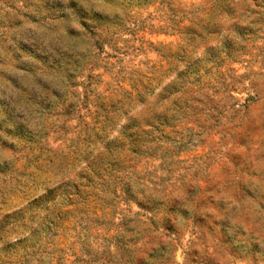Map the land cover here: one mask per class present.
<instances>
[{
  "label": "rangeland",
  "instance_id": "rangeland-1",
  "mask_svg": "<svg viewBox=\"0 0 264 264\" xmlns=\"http://www.w3.org/2000/svg\"><path fill=\"white\" fill-rule=\"evenodd\" d=\"M55 1L0 0V115L13 125L4 129L10 140L0 139V264L152 263L167 241L124 195L148 207L137 195L144 188L171 197L170 210L190 221L167 224L179 231L176 264H264V18L254 38L231 37L258 19L249 12L260 0L226 1V12L214 7L219 0H101L92 14L100 23L75 52L42 36L55 27L44 21L63 18ZM18 12L19 25L8 29L2 17ZM30 29L39 40L34 64L47 73L39 89L56 91L29 125L39 145L14 132L19 122L5 106L10 81H30L12 42ZM233 40L240 48L228 51L243 55L236 62H201L184 73L189 56L204 61ZM63 54L85 67L74 84L48 63ZM73 99L77 107L68 109ZM110 104L120 109L111 114L117 125L90 131L95 113L106 116L99 106ZM172 117L174 129L162 122Z\"/></svg>",
  "mask_w": 264,
  "mask_h": 264
},
{
  "label": "trees",
  "instance_id": "trees-1",
  "mask_svg": "<svg viewBox=\"0 0 264 264\" xmlns=\"http://www.w3.org/2000/svg\"><path fill=\"white\" fill-rule=\"evenodd\" d=\"M226 1L230 2L232 0H219L218 4H215L214 7L218 6V8H220L221 11L226 12V10H224V7L226 8L228 6V3L225 4ZM55 2L57 3V1H55ZM254 2H255L254 8L249 12V15L250 16L251 15H257L258 19H250L244 27H239L238 25L235 26V28L233 29V33L235 36L233 37L231 35V37L233 39H235V40L240 39L241 40L246 36L248 38H254L256 36V34L261 30L263 25L260 27L258 21L262 18L259 16V13H257L256 10H259L262 6H264V0H260L259 3H256V1H254ZM56 7L61 8L59 6V3H57ZM47 10L50 11V10H52V8L47 9ZM22 15H23V16H21L22 18L28 17V18L33 19V20L35 19V17H33L32 12H24V13L22 12ZM61 15L63 16V14H61ZM61 15L59 17H61ZM19 19H20L19 12L10 18H9V15L7 13L4 14V16L2 17V20H5L7 22V24H8L7 28L8 29H11V27H13V26L16 27L17 25H19L20 22H17V20H19ZM10 20H12V22ZM1 24H3V23H1ZM89 32L91 33V35L92 34L94 35V32L92 30H89ZM37 37L38 36L36 35V33H34V31L30 29L25 33L24 38H22L20 40L18 39V41H15V38H12V42L16 46L15 51H17V53L14 54L15 59L17 61L21 62L19 69H21L23 71V74L26 73L30 77H32L34 67H37L34 64V60L38 59V56H36V52H37L38 45H39V40ZM235 40L222 42L220 47L216 48V50L212 53L211 58H206L204 61L199 60L198 59L199 57L195 58V57L189 56L188 60H187V65H186V67H184V73H186L191 68L197 66L198 63H201V62L204 63L203 65H205V66L208 65V68H218V67L223 66L225 63L236 62V60H237L236 58L238 57V55L240 57L243 55L238 54L237 50L234 51L237 53H233V54H230V52L228 51V48L231 47L232 45H235V44H236L237 48H240V45H239L240 43L239 44L236 43ZM192 43H193L192 39H188V44H187L186 48L191 46L192 47L191 52L193 53L194 50L196 49V46L191 45ZM242 49H243V47H241V50ZM185 50L186 49H184V48H180L179 51L182 53H185ZM55 51H59V50H55ZM33 53H35V55H33ZM218 53L222 54L223 56L219 57ZM61 57L66 60L65 63L67 66L64 68L65 74L67 76L66 80L71 82V84H74V82L76 81V78L82 74L85 67L81 63H79L78 60H76L75 58H72L71 56L63 54V56H60L59 58H61ZM181 74L182 73H178L176 79H179ZM42 79H43V75L37 76L36 78L31 79L29 82H27V84H20V81H22V76H21L20 78L15 77L14 79H12L10 81V84L12 86V90L19 91L20 87H24V92L21 95L28 93L27 94L28 97L27 96L25 97L26 102H25V104L24 103L22 104V107L25 109L26 113L29 114V111H31L33 113V118L31 120H26L24 114L17 112L15 110V107L10 102L11 98L8 95L6 97V103H5V106L7 107L8 112L11 113V115H14V117L19 122L18 126L16 128H14V132L15 133L18 131L25 132L26 135L29 137L28 141L30 140L29 142L32 144H35V145L40 144V140H36V135H40V134L38 133V131L33 132L30 129L29 125L31 123H34V128H35L37 125L36 124L37 120H39L45 114V112L50 108V103H51L50 100H47L46 102H38L37 101L38 95H45V94H47V92L49 90L47 88L39 89V86L41 88L43 85ZM193 80L195 82H198L199 76L196 74L193 77ZM159 82L160 81H157L158 84H159ZM186 84H188V82L183 81L179 84V86H180V88H184L186 86ZM25 85H27V86H25ZM29 89H31V93H29ZM172 89H174V91L177 90L175 87H172ZM43 90H46L45 93H43ZM143 91H146V87L143 88ZM55 92H56L55 90L54 91L51 90V95L54 96ZM57 97L58 96H56V98ZM77 103H78V101H75V99H73L68 103L67 108L74 110L77 107ZM116 105L110 104L108 106V108H109L108 110H106L103 106H99V109L101 111H103L106 114V116L103 118L102 121H99L100 119H98V115L95 113V115L93 116L94 121L92 122V125L90 127V131L93 132L94 127L96 125H100L98 128V131H99V133L104 134L106 127L116 126L117 120L113 116H111V114H113L115 111L120 110L116 107ZM32 109H33V111H32ZM122 114L123 113L121 112V115ZM108 115H110V116H108ZM177 120H178L177 118L172 117L169 120H162V122L164 123V125L167 128L174 129L178 125ZM84 126L87 127L86 124ZM121 129H123V128H121ZM124 129H126L125 126H124ZM11 132L13 133V131H11ZM94 136L96 137V135H94ZM38 138L41 139V136H39ZM86 140L88 142L90 140V136L87 133H86ZM130 141L133 142V141H135V139L131 138ZM130 145H131V143L128 144V146H130ZM124 195L126 196L125 197L126 201L135 202L140 210H142L144 212H149L151 210L149 207L143 205L141 201H139V200L137 201L135 199L134 195H132L130 193V191H128V190L124 191ZM135 216H138V214H135ZM151 225L153 226V228H156L152 221H151ZM156 229H158V228H156ZM159 233H160L161 237L163 239H165L167 242L164 243V241H163V243L161 242L159 244L157 251L160 252V256L158 259H155L152 257L151 258L153 260L152 263H144V262L136 263L135 261L128 259V261L125 264H176L174 261V253H175V249H176V245H174V241H175L174 238L179 236V231H176L173 226L166 224L163 226L162 230L159 231ZM193 263H194L193 261H190V264H193ZM199 264H203V263L201 262Z\"/></svg>",
  "mask_w": 264,
  "mask_h": 264
},
{
  "label": "clouds",
  "instance_id": "clouds-1",
  "mask_svg": "<svg viewBox=\"0 0 264 264\" xmlns=\"http://www.w3.org/2000/svg\"><path fill=\"white\" fill-rule=\"evenodd\" d=\"M58 3L63 5V7L59 8L56 14L57 16L63 14V18L44 21L43 23L46 26L54 25L55 27L52 31L48 32L41 29L42 36L47 37L48 41L51 42V47H55L61 52H75L78 50V45L81 40L90 38L89 30H96L97 25L100 23L92 14L101 9V0H58ZM249 6L252 7L251 4ZM258 13L261 18H264V6L258 10ZM25 27H30V25L25 24ZM51 47L48 49L49 51H51ZM48 63L56 65L61 71L67 66L62 57L56 60L50 57ZM41 75H47V73H44L39 67H34L32 77H29L28 80ZM23 92L24 87H20L19 91L9 90L8 96L11 98L10 102L16 111L24 114L26 120H30L31 116L22 107L23 101L21 100V94ZM29 93H31V89H29ZM54 99L55 97L51 95V89L48 90L47 94L37 96L38 102H46L47 100ZM11 126L13 125L6 123L3 116L0 115V139L10 140V137L4 129ZM140 187L144 188L143 185H140ZM137 195L151 209L145 219H150L156 228L162 230L163 226L169 222L181 228L188 227L190 221H181L177 216V212L170 210L172 204L171 197L164 193L154 196L150 188H144ZM186 206L185 203H181L177 205V209Z\"/></svg>",
  "mask_w": 264,
  "mask_h": 264
}]
</instances>
